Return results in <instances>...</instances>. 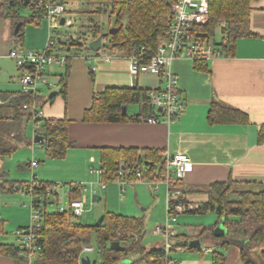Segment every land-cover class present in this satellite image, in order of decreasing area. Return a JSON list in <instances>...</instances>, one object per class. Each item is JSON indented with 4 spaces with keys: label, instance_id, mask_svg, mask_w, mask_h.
Here are the masks:
<instances>
[{
    "label": "trees",
    "instance_id": "obj_1",
    "mask_svg": "<svg viewBox=\"0 0 264 264\" xmlns=\"http://www.w3.org/2000/svg\"><path fill=\"white\" fill-rule=\"evenodd\" d=\"M25 1L0 0L3 14L12 15L15 25L22 21L19 30L14 34L18 41L24 38L26 22L39 21L43 14V9L37 5V0H28L27 3ZM108 1L111 3L112 13L117 16L113 26L117 27V31L104 36V38L108 37L109 44H104L103 47L122 50L129 56L133 53H141L147 60L157 51L160 41L168 37L167 31L173 16L172 4L177 0ZM256 1L209 0L207 21L195 24L188 33V40L201 42L213 40L214 45L219 46L225 55L233 54L236 41L240 37L253 34L250 28V16L253 3ZM63 2L67 4L68 0ZM22 6L32 9L28 17L20 14L19 10ZM98 7L95 12L106 10L102 6ZM217 29H220V40L214 39ZM92 32L93 39L104 33L98 21L93 25ZM79 38L70 36V43L55 40L53 46L65 51L67 60L70 61L68 48L75 47L78 51L91 49L89 43L82 42ZM142 46L144 48H141ZM193 60L196 68H207V58L204 55L197 54ZM68 74L67 66L66 73L61 74L59 82L61 90L51 94L48 100L52 101L57 94L67 97ZM150 90L139 85L107 87L94 94L91 106L85 110L84 119L117 122L141 120L143 114L153 115L156 111L149 102ZM36 100L38 104L43 103L41 96L34 97L22 89L16 92L0 90V158L12 153L21 143L32 142L27 134L30 121L34 122L35 133L45 139L43 146L48 157L66 156L67 150L72 146L68 135L69 118L34 116L31 105ZM136 102L142 106L141 113H130L128 108L126 113L123 112L125 105L128 107ZM25 104L29 107H24ZM208 120L210 123H246L248 117L240 109L214 101L209 110ZM258 139L259 142H264V123L259 127ZM100 163V174L105 184L112 180H159L167 173V160L160 149L105 146L101 149ZM122 166L123 173L120 174L119 170ZM138 172L141 174L138 175ZM33 175L36 179V174ZM29 183L24 181L20 185L28 189ZM14 185L12 181H2L3 189L12 190ZM53 186V183L47 181L33 180L35 196L44 193L46 199L40 224L34 227L40 250L32 264H81L82 247L85 243H90L93 234L96 239L95 249L100 259L92 261L91 264H119L120 261H128L121 264H163L166 255L165 246L149 248L143 241L146 233L144 217L107 211L99 225L82 223L78 219L79 214L74 213L71 207L63 211L47 209V199L52 193L51 191L48 194L47 189ZM175 186L181 190V193L172 198V203L190 205L186 190L181 188L182 179H179ZM82 188L81 183H68L70 201L81 198ZM205 192L207 194L205 200L200 201L197 206L188 207L185 211L217 213L218 219L215 224L199 226L197 231L198 237L210 239L217 246L211 251L212 264H228L225 250L233 245L240 248V264H260L258 256L264 259V181L229 178L211 182ZM219 223L224 224L227 233L216 236L214 229ZM4 225L3 219L0 218V232L4 231ZM174 238L175 248H194L189 245L188 234L179 232ZM113 240L120 242L119 249L111 248ZM21 249V243L0 241V257L11 258L13 264L27 263L26 257L21 254Z\"/></svg>",
    "mask_w": 264,
    "mask_h": 264
},
{
    "label": "crops",
    "instance_id": "obj_2",
    "mask_svg": "<svg viewBox=\"0 0 264 264\" xmlns=\"http://www.w3.org/2000/svg\"><path fill=\"white\" fill-rule=\"evenodd\" d=\"M78 1L68 0L66 8L70 3ZM91 1L89 3L92 5L101 2L100 0ZM15 27L12 15L3 14L0 9V56H9L10 50L16 45L24 46V38L18 41L14 37ZM250 28L253 34L240 37L236 41L233 54L208 57L205 69L196 68L194 60L184 54L173 60L172 69L177 75L180 94L186 108L171 123L164 120L153 123L143 118L117 122L84 119L85 110L91 106L94 94L107 87L139 85L154 89L162 86V78L156 74L133 73L130 56L122 50L114 49V52H108L111 55L110 59L96 54L94 50L85 55H80V52L76 51L72 52L70 61L67 60L63 64L57 62L48 66L47 75L57 71L58 79L55 81L58 83L59 90H61L59 84L61 74L66 73L67 66L69 67L67 97L57 94L50 101L48 99L51 94L59 90L42 93V117L63 118L66 116L69 118L68 135L72 146L67 150L66 156L81 169V176L78 179L90 177L87 169L90 171L95 169L93 172L100 169L103 147L133 146L160 149L163 154L167 151L183 152L191 157L193 169L186 173L181 187L186 190L190 206H197L200 201L207 198L205 189L211 182L229 178L264 181V142H259L258 139L259 127L264 123V0L253 3ZM32 45L42 48L45 45V37L40 36L35 43L32 42ZM90 60H92L91 66L88 64ZM51 67H54V70ZM2 68L0 64V70ZM63 68L64 71L60 72ZM4 76L7 78L8 74L5 73ZM19 77L18 68L16 73L10 75L11 81L18 83V86H0V90L19 91L21 89ZM214 101L242 110L246 113L248 121L246 123H210L208 114ZM127 108L129 110V106ZM129 112L141 113L142 106ZM36 135L34 126L33 135L29 137L35 141ZM166 167L168 169V164ZM170 168L172 169V166ZM99 173L98 176L101 178ZM153 181L137 179L127 183L121 182L120 188L122 191L127 190V185L131 184L128 185L127 196L129 200L131 197L132 202L134 198L139 202L142 196H147L148 191L155 195L161 188V182L166 184L161 181L155 188ZM103 188H106V184ZM164 190L167 195V185ZM201 194L205 197L198 198L202 196ZM99 197V199L102 198L101 195ZM128 214L142 216L145 219V214L138 212L135 207H131V212ZM197 231L198 229H195L188 234L190 240H202L197 236ZM175 242V238H172V243L175 244ZM165 243L166 239L157 245L146 246L149 248L165 246ZM206 247L212 250L217 248L211 240ZM183 248L174 246L173 251L197 250L200 255L205 253L201 246L193 249ZM212 250H209L210 253ZM228 250L227 263L240 264V248L233 245ZM170 254L172 255V251ZM230 254L234 257L238 256V261L230 259ZM179 264L200 263L195 260H186L179 261ZM209 264H212V258Z\"/></svg>",
    "mask_w": 264,
    "mask_h": 264
},
{
    "label": "rangeland",
    "instance_id": "obj_3",
    "mask_svg": "<svg viewBox=\"0 0 264 264\" xmlns=\"http://www.w3.org/2000/svg\"><path fill=\"white\" fill-rule=\"evenodd\" d=\"M102 2L92 5L89 2L91 0H79L76 3H70L67 6V11L63 17L66 18V23H59L57 27L53 28L52 36L56 41H67L70 43V36L80 37L82 42L90 43L93 39L92 28L93 25L98 21L102 27V32H107L111 27L114 26L117 18L116 14L112 13L111 3L108 0H100ZM102 6L101 12H95ZM93 10V11H92ZM20 14L28 17L32 13V9L28 6H22L19 10ZM93 18L94 20H92ZM125 24L126 17L123 19ZM24 47L27 50L38 51L46 46L50 37L49 21L47 18L42 17L40 21L28 20L24 26ZM45 37V45L42 48H37L32 45V42H36L39 38ZM221 34L220 29L216 30L214 39L220 40ZM214 43L213 40H211ZM78 43V42H77ZM104 44H109L108 37L103 39ZM78 46V45H77ZM57 51L60 48H56ZM78 51L77 48H72L68 53L71 55L72 52ZM93 50L85 49L79 50L80 55H85L87 52ZM109 53L114 52V49H108ZM64 52V51H63ZM57 63V62H55ZM92 60L88 62L91 66ZM0 64L3 68L0 70V86H18L16 82L11 81L10 75L17 72L18 65L16 60L10 55L0 56ZM56 65V64H54ZM5 68V69H4ZM54 70V67H51ZM60 70V69H59ZM64 71V68L60 72ZM5 73L8 77L5 78ZM49 83H57L58 76L57 71H53L52 74L47 75ZM53 77V78H52ZM7 83V84H3ZM9 88V87H5ZM40 88L42 93L55 92L59 90L57 86H49L41 83ZM60 91V90H59ZM141 106L139 103H132L129 105V110L134 111L139 109ZM34 131V124L32 121L28 124L27 134L31 137ZM0 162V218L3 219L4 231L0 232V241L6 243H20V237L13 234L16 230L21 227L29 226L33 223L32 219V194L26 190H23L21 183L24 181L31 182L32 180H42L53 183L52 193L49 195L47 202L48 210H55L58 207H66L69 204L70 197L68 194V183L77 182L83 185L82 196H86V202L84 205L85 211L79 215L78 219L80 222L85 224H95L99 217L107 211L128 214L131 212V207H135L138 212L145 214V228L146 233L143 241L146 245H157L162 240L166 239L163 233H156L154 231L158 223H165L167 219V195L166 184L160 183L161 188L156 191L155 195L148 191L147 196H142L141 201H131L127 196V190L122 191L120 188V180H112L106 183V188H103V182L98 171L93 172L87 169L88 176L83 180H80L81 169L76 166V163L70 157L65 156L64 158H52L48 157L46 148L41 146L39 142L32 141L31 143H21L16 150L9 153L1 158ZM31 160H37L38 164L34 167L30 165ZM36 174V179L34 175ZM100 174V173H99ZM12 181L15 185L12 190L3 189L2 181ZM129 181H125L127 183ZM131 185V184H130ZM129 185V186H130ZM103 186V187H102ZM95 189V192L93 191ZM99 194L102 196L99 200L93 199V194ZM198 196L203 198L205 195ZM44 206V204H43ZM129 207V208H128ZM146 208V209H145ZM218 215L215 211H207L205 213L181 211L176 213V220H170V224L175 226L176 230L186 234H191L193 230L198 229L202 225H212L217 222ZM198 233V232H197ZM210 240L202 238L201 248L204 249ZM90 244L95 245V235H92ZM212 250V248H211ZM203 255H200L197 250H186L185 252L178 250H172V255L178 259V262H184L186 260H195L200 264H209L211 260L210 251H204ZM229 254V250H225ZM86 255V254H85ZM92 259L99 261L97 250L94 248L92 251L87 253ZM231 255V254H230ZM230 259L238 261V256H230ZM128 263V261L119 262ZM0 264H13V261L9 257H0ZM27 264V263H26Z\"/></svg>",
    "mask_w": 264,
    "mask_h": 264
},
{
    "label": "built area",
    "instance_id": "obj_4",
    "mask_svg": "<svg viewBox=\"0 0 264 264\" xmlns=\"http://www.w3.org/2000/svg\"><path fill=\"white\" fill-rule=\"evenodd\" d=\"M37 5L43 9L42 17L49 21L50 37L46 46L38 51L27 50L22 45L14 46L9 55L16 60L20 70L19 81L21 89L24 92L31 93L34 97L42 95L40 84L44 83L51 86H57L58 83H49L46 69L48 66L55 62L66 63L67 53L64 51H57L53 46L55 39L52 36L53 28L61 23V19L66 12V4L63 0H37ZM172 21L167 31L168 37L162 39L159 43L157 51L152 54L147 60L141 53H133L130 55L131 71L133 73L149 72L156 74L162 78V86L151 89L149 91V102L154 107L156 113L153 115L143 114V119L150 122H159L164 120L166 122H174L185 110V102L180 94L178 78L172 69V62L176 57L187 55L192 59L198 55H204L206 58L210 56L225 55L214 43L201 42L198 40H188V33L191 28L197 23H204L209 16V0H177L172 4ZM66 21V19H65ZM141 48H144L142 46ZM96 54L111 58L107 49L102 47ZM34 101L31 105L34 116H42V104ZM161 106V110L158 107ZM24 107L28 108L29 105L25 104ZM41 146L44 145L45 139L42 137L39 141ZM168 164L167 173L159 180H154V187H158V183L163 181L167 185V219L165 223H158L154 229L156 233H163L166 236L165 243V257L163 264H179L178 259L170 254L174 249L172 238L178 233L177 230L171 225L170 220H176V213L185 211L190 205L186 206L184 203H172V198L178 196L181 190L175 187L179 179H183L186 173L193 169V161L191 157L183 152H170L165 153ZM38 164L37 160H31L32 167ZM172 166V169L170 168ZM95 169H91L94 171ZM96 171L101 172L100 169ZM120 174L123 173V166L119 170ZM141 173L138 172V175ZM121 182L129 180H120ZM105 186V183L102 184ZM40 187V186H39ZM23 190L31 192L32 194V219L33 223L26 227L13 232L14 235L20 237L22 245L21 254L26 257L27 264H32L36 258L40 246L37 242L34 233V227L40 224L42 213L44 209V201L46 195L39 193L37 197L33 192V180L28 184V189L22 187ZM52 188L47 189L50 194ZM95 192V189H93ZM86 196L76 198L69 201L68 206L58 207V210H65L71 207L72 211L76 214H82L85 209ZM95 245L85 243L82 247L80 261L82 258L89 256L87 253L92 251ZM185 249V247L183 248ZM204 251H209L211 248L205 247ZM86 254V255H85Z\"/></svg>",
    "mask_w": 264,
    "mask_h": 264
},
{
    "label": "water",
    "instance_id": "obj_5",
    "mask_svg": "<svg viewBox=\"0 0 264 264\" xmlns=\"http://www.w3.org/2000/svg\"><path fill=\"white\" fill-rule=\"evenodd\" d=\"M27 2H28V0L25 1V3H27ZM64 22H65V18L62 17L61 23H64ZM21 24H22V21H19L17 23V25L15 27V32H17L19 30V27L21 26ZM115 31H117V27H111L107 32L103 33L102 35H99L98 37H96L94 39H92L89 43L90 48L94 51H99L104 45V43H103L104 36L108 35V33H110V32H115ZM158 110H161V106L158 107ZM123 112L124 113L127 112V106L126 105L123 107ZM41 138H42V135L37 134L35 136V141H39ZM99 198H100L99 194L95 193L93 195L94 200H98ZM103 219H104V214L99 217V219L97 220V222L95 224L99 225L100 223H102ZM226 233H227V228L224 226L223 223H219L214 229V234L216 236H221V235H224ZM189 245L191 247L198 248L201 246V241L198 239H192V240H190ZM120 247H121V245H120L119 241H117V240L111 241V248L119 249ZM258 261L260 264H264V259L261 256H258ZM91 262H92V259L90 256H86V257L82 258L83 264H91Z\"/></svg>",
    "mask_w": 264,
    "mask_h": 264
}]
</instances>
